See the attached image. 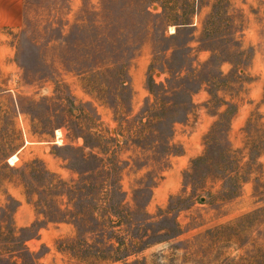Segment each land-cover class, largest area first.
Instances as JSON below:
<instances>
[{"label": "rangeland", "instance_id": "rangeland-1", "mask_svg": "<svg viewBox=\"0 0 264 264\" xmlns=\"http://www.w3.org/2000/svg\"><path fill=\"white\" fill-rule=\"evenodd\" d=\"M146 1L14 0L12 12L0 14V264H230L249 260L254 245L264 249V225L249 227L239 249L211 232L264 207V0H157L149 12ZM175 11L193 12V24H176ZM117 61L128 69L122 95L110 91L116 77L87 83L80 74ZM193 70L184 84L192 105L172 118L166 156L152 133L158 118L149 121L145 110L159 115L161 86ZM102 89L106 103L97 97ZM228 107L229 143L239 157L257 158L258 175L232 199L214 180L205 191L187 175ZM115 109L130 114L118 120ZM141 123L150 128L140 138L130 131ZM96 133L107 154L85 146L97 143ZM215 139L217 155L226 137L219 131ZM91 154L117 162L115 186L131 212L147 213L133 216L134 232L152 243L145 250L110 260L109 233L73 224L64 210L97 181ZM10 222L23 228L22 242Z\"/></svg>", "mask_w": 264, "mask_h": 264}, {"label": "trees", "instance_id": "trees-1", "mask_svg": "<svg viewBox=\"0 0 264 264\" xmlns=\"http://www.w3.org/2000/svg\"><path fill=\"white\" fill-rule=\"evenodd\" d=\"M155 2H157V0L146 1L144 9L148 11L147 9L150 4ZM148 3L149 5H147ZM195 14L198 15L199 12ZM173 17V21H175L176 24L185 27L193 24L194 13H180L175 11ZM96 59H98V57ZM80 74H84L83 79L85 81H87L86 78H88V76L97 77L98 75L102 76L107 74L111 75V77H116L118 82L116 85L111 87L110 90H113L116 96L122 95L127 90V79L125 77L128 74V69L124 62L117 61L115 64L104 68L98 64L90 67H83ZM195 74L196 70H193V72H188L185 75L176 73L171 76L169 79H167L166 83L161 86L160 92H157V95H155V103L159 104L158 108L160 110V114L151 116L149 115L151 110H145V116L148 117L149 121H153L155 117L158 118L156 121L158 122V129H154L152 133L157 132L159 135V141L163 145V150H166V156L171 153V149L173 148L171 138L169 137L171 125L174 124L172 118L174 117L177 110H187V105H192L191 96L193 90L185 87L184 84H190L191 77L193 75L194 78ZM207 81L208 80L204 81L203 83H207ZM102 90V95L98 94L97 97L100 101H104L106 103L108 100L105 95L106 92H104L105 89ZM180 94L185 97L187 96V100L183 98L177 100L176 98L174 99L172 97ZM167 95L171 96L165 101L164 99L167 97ZM113 101L114 103L116 102V100ZM162 101L164 103H162ZM167 103L168 107L166 105ZM18 107L20 109V105H18ZM115 107L118 106L112 105L113 109ZM154 107L152 109H154ZM229 108L230 107H228L223 112L221 118L214 123L210 133L207 135V150L202 155L195 158L187 170V175L191 180V184H193L195 188L200 187L207 191L205 187L208 181L214 180V183L220 184V193L225 199H232L238 196L239 190L242 188V183L258 179V175H254L256 172L255 166L257 165V158L251 154H247V156H245L246 159L244 157H239L237 151L233 150L231 143H229L228 135L230 121L232 118L229 116ZM114 112L118 120L119 118L125 119V117L130 114L119 109H115ZM141 125L142 127H137L139 129L138 131L136 130L134 132V130H132L130 132H133V135H138L140 138L143 137L144 134H146L147 129L150 127H147L146 124L143 123H141ZM119 128L121 131H124L122 130V126ZM219 131L224 133L226 137V143L224 145H219V152L216 155L211 152V147L215 144V135ZM96 135L97 143L95 145H91L85 141V146H88L91 149L99 148L102 154H107L106 149L101 147V135L97 133ZM88 157L97 162V165L93 171V175L96 177L97 181L92 185H89V187L85 183V186L79 188L80 195H72L69 198V203L73 205L74 210L72 211L69 208L64 210L70 214L72 223L75 225L88 227L89 232L94 234L99 233L102 237H105L109 233V247L111 248L112 252L111 257H108L110 260H118L121 256L138 253L150 247L152 243L146 240V233L134 232L135 222L137 220H134L133 216L136 214L139 215L141 213L145 215L147 213L143 209L140 212H131L129 204L125 203V195L122 193L119 187L115 186V176L120 173L117 162L114 164L113 161H110V157L108 159V157L106 158L98 154H91ZM87 172L88 171H85L84 174L89 175ZM88 179L89 177L82 178V180L85 182H87ZM86 186L88 188H86ZM118 194L124 195H122L120 201L115 199V196ZM208 194L211 195L209 191ZM133 201L135 204L136 201L134 198ZM5 220L7 219L5 218ZM0 223H2L1 220ZM256 224L258 226L264 225V207L258 208L251 213L242 215L232 222L230 221L229 223L220 225L211 232L220 233L222 240L226 241L230 245L234 244L239 249L245 244L243 240L246 235H248L249 227H253V225L255 226ZM127 225L130 226L127 227ZM9 226L12 230L10 233H12L14 237L22 242L23 239H21L20 234L23 228H17L15 226L13 227L11 222ZM124 226L127 228H123ZM116 227H118L120 230L119 234H117V231H114ZM137 229L139 230L140 228ZM166 237L170 238L171 236L169 237V235H167ZM249 253H253L250 255L249 260L246 258L248 255L246 256L245 254V257H241L240 261L231 259L232 261L229 263L264 264L263 248L254 245V251H250ZM99 258L102 259V255L99 256Z\"/></svg>", "mask_w": 264, "mask_h": 264}, {"label": "crops", "instance_id": "crops-1", "mask_svg": "<svg viewBox=\"0 0 264 264\" xmlns=\"http://www.w3.org/2000/svg\"><path fill=\"white\" fill-rule=\"evenodd\" d=\"M16 2L20 0H15ZM15 2V3H16ZM14 0H0V14H9L12 12L11 6L13 5Z\"/></svg>", "mask_w": 264, "mask_h": 264}, {"label": "bare ground", "instance_id": "bare-ground-1", "mask_svg": "<svg viewBox=\"0 0 264 264\" xmlns=\"http://www.w3.org/2000/svg\"><path fill=\"white\" fill-rule=\"evenodd\" d=\"M15 157H16V155H13V156L10 158V160H13Z\"/></svg>", "mask_w": 264, "mask_h": 264}]
</instances>
